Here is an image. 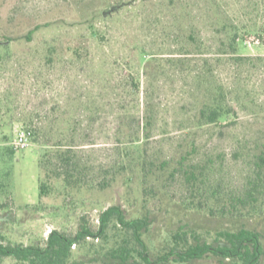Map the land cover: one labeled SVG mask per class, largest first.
Returning a JSON list of instances; mask_svg holds the SVG:
<instances>
[{
  "label": "rangeland",
  "instance_id": "obj_1",
  "mask_svg": "<svg viewBox=\"0 0 264 264\" xmlns=\"http://www.w3.org/2000/svg\"><path fill=\"white\" fill-rule=\"evenodd\" d=\"M260 26L264 0H0V115L7 136L0 139V242L43 243L51 229L75 233L82 219L96 230L99 213L113 204L131 215L147 211L161 228L183 224L186 207L166 202L186 205V186L174 177L165 194L152 187L142 193L127 156L138 135L147 161L176 155L216 83L235 110L229 125L197 130L196 155L212 165L213 184L228 193L243 189L256 169L255 142L264 141V67L257 58L264 56V31L247 33ZM232 32L241 39L236 51L227 38ZM19 129L30 132L29 144L15 150ZM56 142L77 153L78 170L74 156L63 169L80 184L54 182L39 199V180L61 169L44 146ZM258 207L242 220L212 219L257 227L264 239V188ZM205 215L200 209L193 218ZM105 248L101 239L87 238L72 247V259L97 264L89 260Z\"/></svg>",
  "mask_w": 264,
  "mask_h": 264
},
{
  "label": "trees",
  "instance_id": "obj_2",
  "mask_svg": "<svg viewBox=\"0 0 264 264\" xmlns=\"http://www.w3.org/2000/svg\"><path fill=\"white\" fill-rule=\"evenodd\" d=\"M117 6L107 9L113 11ZM228 27L226 26V29ZM232 30L229 28L227 32ZM263 27H249L247 33L261 35ZM30 30L25 37L31 38ZM230 47L236 51L241 40L238 32L227 36ZM7 40L11 37L6 36ZM5 43V42H4ZM0 41V45H5ZM145 57H143L144 59ZM263 62L264 56L257 57ZM203 72V71H202ZM199 73L200 78L203 77ZM202 82V81H201ZM226 91L221 83H216L207 92L197 109L195 118L189 128L188 137L184 139L174 156L147 161L142 140L137 136L133 140L127 156L132 170L138 171L141 178V191L148 187L165 194L166 183L170 178L178 177L189 192L186 205L178 201L168 200L167 206L186 207L188 219L174 228H161L155 224L147 211L141 210L131 215L120 204H113L103 209L97 218V229L94 230L83 219L79 222L75 233L67 234L58 229H51L43 243H1L0 261L4 257L15 260L14 264H77L72 259V247L80 245L87 238L101 239L106 248L94 255L89 262L97 264H200L204 260L213 259L219 264H264V239L262 231L254 226L234 224L223 226L213 219L230 215L242 220L251 213L258 212L259 195L264 188V141L258 144L253 176L247 178L243 189L237 193L225 191L219 183L210 181L212 165L197 157L198 143L195 134L204 126H211L224 121L234 113V107L226 99ZM0 115V139L7 136L1 131L3 121ZM149 118L141 130L146 131ZM223 124V123H222ZM193 130V131H191ZM52 148L53 159L58 166L53 175L39 180V199L45 197L54 182L62 181L65 185L79 186L80 181L71 170L63 166L75 157V169L78 170L77 153L72 145L66 143H44ZM66 165V164H65ZM40 170H44L42 163ZM54 179V180H53ZM204 209L205 218L197 222L193 215ZM182 209L178 208L177 211ZM228 213V214H227ZM220 217V219H221ZM219 219V218H218ZM88 262V261H85Z\"/></svg>",
  "mask_w": 264,
  "mask_h": 264
},
{
  "label": "built area",
  "instance_id": "obj_3",
  "mask_svg": "<svg viewBox=\"0 0 264 264\" xmlns=\"http://www.w3.org/2000/svg\"><path fill=\"white\" fill-rule=\"evenodd\" d=\"M30 132L23 130V129H19L12 142H11V146L13 149L18 150V149H23L26 148L28 146V138H29Z\"/></svg>",
  "mask_w": 264,
  "mask_h": 264
}]
</instances>
